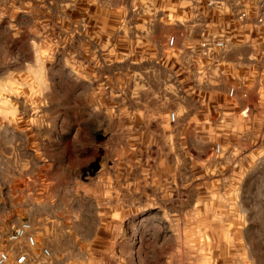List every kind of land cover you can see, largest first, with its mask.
Here are the masks:
<instances>
[{
	"label": "rangeland",
	"instance_id": "obj_1",
	"mask_svg": "<svg viewBox=\"0 0 264 264\" xmlns=\"http://www.w3.org/2000/svg\"><path fill=\"white\" fill-rule=\"evenodd\" d=\"M231 7L0 0V248L28 221L50 264H264L261 118L189 119L175 49Z\"/></svg>",
	"mask_w": 264,
	"mask_h": 264
},
{
	"label": "crops",
	"instance_id": "obj_2",
	"mask_svg": "<svg viewBox=\"0 0 264 264\" xmlns=\"http://www.w3.org/2000/svg\"><path fill=\"white\" fill-rule=\"evenodd\" d=\"M234 7L230 8L229 17H225L226 25L223 28L218 26L223 24V18L218 17L217 22L203 25L207 31L225 30L228 39V51L220 56L211 59H202L201 63L192 58H187L186 67H181V73L189 74L190 79L200 88H189L185 90L184 97L195 99L196 111L191 110L189 119L197 118L199 111L207 113L231 115L236 114L245 105H251L254 114H261L264 111V23L256 24L254 21V8L259 0H249V9L246 10L247 16L244 20L236 19V14L232 12L238 9L243 0H229ZM240 2V3H239ZM237 7V8H236ZM245 9V8H244ZM247 9V7H246ZM240 10V9H239ZM198 23L189 24V31L196 28ZM210 26V27H209ZM207 32V33H209ZM217 33V32H214ZM197 42L180 41L175 43V49L191 52L196 48ZM189 56L191 57V54ZM195 77V79H193ZM260 78V79H258ZM238 80L245 81L243 90L247 97L245 100H238L235 104L234 111L228 106L225 97V89L228 85H237ZM221 99L217 104L215 99ZM259 100L255 103V100ZM188 128L187 125L182 126ZM13 263V262H12ZM51 263V262H50ZM49 262L41 264H50ZM14 264V263H13Z\"/></svg>",
	"mask_w": 264,
	"mask_h": 264
},
{
	"label": "built area",
	"instance_id": "obj_3",
	"mask_svg": "<svg viewBox=\"0 0 264 264\" xmlns=\"http://www.w3.org/2000/svg\"><path fill=\"white\" fill-rule=\"evenodd\" d=\"M254 21L256 24L260 25L264 23V0H259L254 8ZM247 13L238 12L236 14V19L244 20ZM173 43V37H168L166 39V46L171 48ZM228 39L225 30L218 31L217 33L205 36L197 42L196 54L201 57V59H211L220 56L224 52L228 51ZM194 54V53H193ZM260 79V78H258ZM244 80H238L237 85H228L225 89V97L228 102V106L231 111H234L235 104L238 100H245L247 97L246 92L243 90L245 87ZM261 97H264V92H261ZM259 100H255L257 103ZM251 105H245L236 113L239 118L243 121H247L250 118L257 116L254 114ZM222 118L227 115H221ZM261 118V137L260 144L264 145V111L258 114ZM167 119L170 123H174L177 119L174 112H169L167 114ZM234 149V148H233ZM213 152L215 155H219L221 147L219 144H215L213 147ZM234 152V150H233ZM233 155V154H232ZM238 162L233 163L232 168L237 166ZM6 246L0 248V264H7L11 258L14 264H41L50 261L51 255L49 249L45 246L38 247L37 240L34 232V228L28 221H21L16 225L9 228L6 234Z\"/></svg>",
	"mask_w": 264,
	"mask_h": 264
}]
</instances>
